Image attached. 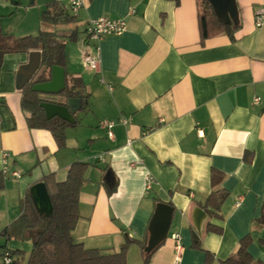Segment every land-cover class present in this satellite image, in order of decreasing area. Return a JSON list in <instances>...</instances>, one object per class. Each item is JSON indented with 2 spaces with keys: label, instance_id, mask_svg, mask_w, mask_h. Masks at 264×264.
I'll use <instances>...</instances> for the list:
<instances>
[{
  "label": "crops",
  "instance_id": "crops-1",
  "mask_svg": "<svg viewBox=\"0 0 264 264\" xmlns=\"http://www.w3.org/2000/svg\"><path fill=\"white\" fill-rule=\"evenodd\" d=\"M51 1L1 3L0 28L17 38L70 30L74 25L42 20ZM82 1L79 39L67 46L66 70L84 81L89 109L73 112L76 124L66 129L65 147L50 130L29 126L31 112L22 106L21 88L29 53L3 59L0 175L5 166L9 173L0 190V232L19 218L33 184L49 175L64 181L70 166L83 161L88 168L73 238L85 248L119 252L127 240H136L127 261L142 264L150 221L157 204L166 202L175 208L173 220L150 264H204L207 251L213 264H221L247 234L255 263L264 264V224L257 222L264 210V21L260 27L255 22L264 0H235L233 38L220 33L204 42L196 0ZM102 16L123 19L127 27L103 37L101 67L95 71L83 63V30ZM104 119L116 122L113 139L100 125ZM213 169L223 173L216 187ZM149 174L156 180L151 190L146 189ZM214 189L228 197L218 216L210 217L202 205ZM209 223L222 231H208ZM173 233L181 235L179 260ZM195 235L201 248L194 246ZM3 246L32 248L31 241L0 237V252Z\"/></svg>",
  "mask_w": 264,
  "mask_h": 264
},
{
  "label": "trees",
  "instance_id": "trees-1",
  "mask_svg": "<svg viewBox=\"0 0 264 264\" xmlns=\"http://www.w3.org/2000/svg\"><path fill=\"white\" fill-rule=\"evenodd\" d=\"M176 1L180 2V0ZM196 1L201 42L220 33H227L233 38V33L238 25L223 22L217 16L210 0ZM41 17L47 24H71L74 26L70 30L53 31L45 29L41 30L37 35H27L19 38L5 33L0 28V72L3 59L8 53H30L34 50L42 52L40 68L34 77L22 87V106L31 112V116L28 119L29 126L50 130L59 147L63 148L67 139L66 129L76 124V122H69L59 116L51 119L47 118L41 103L43 101H53L66 104L69 98H78L82 101L80 110H88L90 95L85 89L84 81L66 70V86L57 94L38 92L33 89V85L48 81L51 77L53 65L66 68L67 46L70 42H77L79 39L78 20L76 16L70 14L66 5L59 0L49 2L42 11ZM87 168V162L76 161L70 166L66 180L54 181L52 175L45 178L53 204V213L49 217L37 210L31 197L30 189L26 192L22 201L21 215L0 232V237H4L6 240L31 241L32 248L28 257H26L23 250L9 249L14 258L12 264H130L127 261V251L131 243L136 240H127L119 252L106 253L99 249H87L73 238V231L80 217L79 198ZM222 180L223 173L213 169V187H216ZM4 187V175L1 174L0 190ZM115 189L116 186L110 188L109 193H112ZM227 197V191L214 189L207 197L202 208L210 217H217V212L221 209ZM257 222L264 224V210ZM207 230L221 232L222 228L209 223ZM251 241L250 234L243 236L240 239L237 251L223 260L221 264H256L249 251ZM142 246L144 250L146 244H142ZM194 246L201 248V241L197 236ZM7 249L5 246L2 247L0 259ZM155 250L150 253L144 250L145 260L142 264H150ZM213 261V255L207 251L204 264H213Z\"/></svg>",
  "mask_w": 264,
  "mask_h": 264
},
{
  "label": "water",
  "instance_id": "water-1",
  "mask_svg": "<svg viewBox=\"0 0 264 264\" xmlns=\"http://www.w3.org/2000/svg\"><path fill=\"white\" fill-rule=\"evenodd\" d=\"M217 16L226 23L232 20L237 21L238 8L235 0H210ZM42 63V52L34 50L29 53V62L22 70L23 75L21 88L27 84L36 74ZM66 86V68L53 65L51 68V77L46 82H40L33 85V89L44 94H57ZM81 99L69 98L67 103L53 101H43L41 106L44 108L47 118L51 119L59 116L69 122H75L73 112L80 110ZM30 194L37 210L49 217L53 213V204L44 181L37 182L30 187ZM175 208L166 202H159L156 206L153 217L150 221V236L145 247L147 253L155 250L168 236L173 220ZM201 213H205L200 209ZM201 220L197 222L200 229Z\"/></svg>",
  "mask_w": 264,
  "mask_h": 264
},
{
  "label": "built area",
  "instance_id": "built-area-1",
  "mask_svg": "<svg viewBox=\"0 0 264 264\" xmlns=\"http://www.w3.org/2000/svg\"><path fill=\"white\" fill-rule=\"evenodd\" d=\"M15 0H0L1 3H12ZM65 5L69 11H72L74 16H78L80 9L83 6L82 0H64ZM264 21V9H258L255 14L256 26L260 27L263 25ZM127 24L123 19H112L106 16L99 17L94 20H90L86 23L83 34L85 36L86 50L83 52V63L85 67L99 71L101 67V45L100 42L106 35L110 34H122L126 30ZM260 97H255L254 101L259 102ZM121 122L127 124L129 121L127 118H122ZM100 125L107 130L108 137L113 139L115 137L114 127L116 122L114 120L104 119L100 122ZM7 153H4V162L7 161ZM9 173L7 166L3 169V175L6 176ZM11 175L15 178L21 177L18 171L11 172ZM155 177L149 174L146 177V189L151 190L155 182ZM172 238L175 242L176 259H180V254L182 251V242L180 233H173ZM14 261L10 250H5L2 258V264H12Z\"/></svg>",
  "mask_w": 264,
  "mask_h": 264
},
{
  "label": "rangeland",
  "instance_id": "rangeland-1",
  "mask_svg": "<svg viewBox=\"0 0 264 264\" xmlns=\"http://www.w3.org/2000/svg\"><path fill=\"white\" fill-rule=\"evenodd\" d=\"M61 1H64V0H61ZM69 12H70L71 15H73L72 11H69ZM62 27H67V25H63ZM3 242H4V240H3ZM9 242H11V241H9ZM25 254H26V257H28L29 252H25Z\"/></svg>",
  "mask_w": 264,
  "mask_h": 264
}]
</instances>
